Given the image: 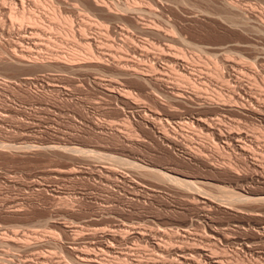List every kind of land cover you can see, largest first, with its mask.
Masks as SVG:
<instances>
[{"label":"rangeland","instance_id":"374dc122","mask_svg":"<svg viewBox=\"0 0 264 264\" xmlns=\"http://www.w3.org/2000/svg\"><path fill=\"white\" fill-rule=\"evenodd\" d=\"M96 1L0 0V264H264V0Z\"/></svg>","mask_w":264,"mask_h":264},{"label":"bare ground","instance_id":"6f19581e","mask_svg":"<svg viewBox=\"0 0 264 264\" xmlns=\"http://www.w3.org/2000/svg\"><path fill=\"white\" fill-rule=\"evenodd\" d=\"M80 1V0H79ZM99 1H102V0H99ZM104 1V0H103ZM111 1V0H110ZM114 1V0H113ZM128 1V0H127ZM126 1V2H127ZM130 1V0H129ZM128 1V2H129ZM137 1H139V0H136V2ZM98 3V1H96L95 0V3ZM105 2V1H104ZM104 2H102L101 4L102 5H104L103 3ZM112 2V1H111ZM143 2V1H142ZM91 3V2H90ZM97 3H96V5H97ZM106 4V6H107V3H108V1L107 2H105ZM118 3V2H117ZM135 3V2H134ZM139 3V2H138ZM24 4V3H23ZM111 4H113V2L111 3ZM136 4L137 3H135V6H136ZM113 5H116V2L113 4ZM99 6H100V4H99ZM117 6L119 7V3L117 4ZM120 6H121V4H120ZM134 5H133V3H127V4H125L124 3V5H122L121 7H122V9L120 10L119 8V10L120 11H124L126 14L128 13V12H130V14L131 13H134L133 11H135L136 9L134 8L135 7ZM24 7V6H23ZM84 7H86V6H84ZM101 7V6H100ZM102 7H104V6H102ZM109 7V6H108ZM113 7H115V6H113ZM143 7V6H142ZM25 8V7H24ZM23 8V9H24ZM105 8H107V7H105ZM234 8V7H233ZM86 9H88V8H86ZM99 10H100V8H98ZM102 9V8H101ZM111 9V8H110ZM115 9H117L116 7H115ZM114 9V10H115ZM117 9V10H118ZM113 10V9H112ZM111 10V11H112ZM114 10H113V12H114ZM133 10V11H132ZM141 10V9H140ZM234 10H237V9H235L234 8ZM86 11V10H85ZM88 11V10H87ZM106 11V10H105ZM111 11L108 9V14L110 13V15H111ZM119 11V12H120ZM138 11V10H137ZM145 11V10H144ZM24 12H25V10H24ZM102 12V11H101ZM117 13H118V11H116ZM122 12H120V14L122 13ZM123 12V13H124ZM139 12V11H138ZM11 13H12V11H11ZM23 13V12H22ZM22 13H21V16H22ZM104 13V12H103ZM115 13V12H114ZM113 13V14H114ZM116 13V14H117ZM145 13V12H144ZM16 14V13H15ZM98 14V13H97ZM119 14V13H118ZM119 14V15H120ZM136 14V13H135ZM137 14H139V13H137ZM12 15V14H11ZM20 15V14H19ZM24 15V14H23ZM33 15V14H32ZM32 15H30V16H32ZM54 15V14H53ZM82 15V14H81ZM105 15H107V14H105ZM123 15V14H122ZM128 15V14H127ZM141 15H142V13H141ZM140 15V16H141ZM146 16H147V13L145 14ZM18 16V15H17ZM29 15H28V18L30 17ZM34 16V15H33ZM124 16H126V15H124ZM12 17V16H11ZM18 17H20V16H18ZM18 17H17V19H15L14 17V19L15 20H25L26 19V21H27V18H25V19H18ZM90 17V16H89ZM110 17H112V16H110ZM123 16H121V19H123L122 18ZM128 17H129V15H128ZM12 18V19H13ZM23 18V17H22ZM31 18L32 17H30V19L28 20V22L29 21H31ZM56 18H57V16H56ZM119 18V17H118ZM36 19V18H35ZM113 21H114V19H112ZM125 20V19H124ZM124 20H122V21H124ZM142 20V19H141ZM33 21V22H32ZM31 22L32 23H34L35 22V20H34V18H33V20H32ZM37 21H38V19H37ZM110 21V20H109ZM122 21H121V23H122ZM125 21H128V20H125ZM145 21V20H144ZM30 22V23H31ZM107 22V21H106ZM119 22H120V19H119ZM118 22V23H119ZM243 22V21H242ZM32 23H31V25H32ZM39 23V22H38ZM38 23H34V24H37L38 25ZM105 23V22H104ZM109 23H112L111 21L109 22ZM244 23V22H243ZM113 24V23H112ZM127 24H129V22L127 23L126 22V24H122V25H125V28L124 27H121L122 28V30H126L127 32H129L130 33V31L132 32L133 30H131L132 28H134L135 29V27H134V25L133 26H131V24L130 25H127ZM86 25V24H85ZM103 25V24H102ZM105 25V24H104ZM103 25V26H104ZM121 25V26H122ZM144 25V24H143ZM36 26V25H35ZM107 26V23H106V25L104 26V27H106ZM110 26V25H109ZM139 26H141V25H138V28H139ZM150 26V25H149ZM33 27V26H32ZM147 27V26H146ZM146 27H143L142 29H144V28H146ZM152 26H150V28H151ZM30 28V27H29ZM37 28V27H36ZM39 28V27H38ZM107 28H109V27H107ZM116 28V27H115ZM118 28V27H117ZM131 28V29H130ZM137 28V27H136ZM137 28V29H138ZM149 28V29H150ZM154 29H155V27H153ZM33 29V28H32ZM84 29V28H83ZM136 29V30H137ZM141 29V28H140ZM157 29V28H156ZM155 29V30H156ZM130 30V31H129ZM135 30V31H136ZM139 30V29H138ZM139 31H141V32H144V30L142 31V30H139ZM149 30H147L146 31V33L148 32ZM152 31H153V29H152ZM106 32H108V31H106ZM137 32V31H136ZM37 33V32H36ZM124 33L127 35V33L124 31ZM149 33H150V31H149ZM108 34V33H107ZM156 34V33H155ZM157 34H160V33H157ZM156 34V35H157ZM121 35V34H120ZM163 35V34H162ZM166 35V34H165ZM169 35V34H168ZM177 35V34H176ZM107 36V35H106ZM128 36V35H127ZM144 36V35H143ZM124 37H125V35H124ZM149 37V36H148ZM106 38V37H105ZM24 39V38H23ZM129 39L130 38H127L126 37V40L129 42V44H131L130 42H132V41H134V40H132V39H130V41H129ZM145 39V38H144ZM106 40V39H105ZM122 40V39H121ZM132 40V41H131ZM122 41H124V40H122ZM148 41V40H147ZM126 42V41H125ZM128 42H126V43H128ZM123 43V42H122ZM140 43V42H139ZM22 44V43H21ZM115 44V43H114ZM36 45V44H35ZM87 45V44H86ZM92 45V44H91ZM128 47L130 46L132 49H130V50H133V52H136V45H134V42L132 43V45H128V44H126ZM249 46V45H248ZM129 47V48H130ZM89 51H90V59L91 58H93L94 60L96 59L97 60V58L99 59V58H101L102 56H101V54L99 55V56H101V57H97V53L95 54L92 50H90V48H89ZM142 51V50H141ZM145 50H143V52H144ZM126 54V53H125ZM128 55V54H127ZM129 56V55H128ZM150 56V55H149ZM157 56V55H156ZM167 56V55H166ZM169 56V55H168ZM147 57H148V55H147ZM146 57V58H147ZM177 56H170L169 57V62L170 63H175V64H178V58H176ZM25 58V57H24ZM121 58V57H120ZM154 58V57H153ZM162 58V57H161ZM89 59V58H88ZM122 59V58H121ZM180 59V58H179ZM81 60V59H80ZM160 61H161V59H160ZM159 61V62H160ZM163 61V60H162ZM80 62V61H79ZM125 62V61H124ZM129 62V61H128ZM127 63V62H126ZM137 63V62H136ZM135 63V64H136ZM225 63V62H224ZM119 64V63H118ZM157 64V63H156ZM168 64V63H167ZM120 65H122V64H120ZM134 65V64H133ZM179 65V64H178ZM126 66V65H125ZM130 67H132V66H130ZM226 67V66H225ZM233 67H234V65H233ZM120 68H122V67H120ZM151 68V67H150ZM170 68V67H169ZM186 68V67H185ZM242 68V67H241ZM172 69V68H171ZM180 69V68H179ZM191 69V68H190ZM246 69V68H245ZM152 70V69H151ZM184 70V69H183ZM219 70V69H218ZM217 70V72H219ZM234 70V69H233ZM126 71V70H125ZM124 70L122 71V75H124V76H128V77H131V78H136V79H138V80H140L139 82H141V80L142 81H144V82H147V81H149V80H152V79H154L155 77H153L152 75V77L151 76H149L146 72H145V70H143V68H140L139 67V65H134L131 69H129L128 70V72H125ZM153 71V70H152ZM149 72H151V71H149ZM178 72V71H177ZM250 73V72H249ZM185 74V73H184ZM220 74V73H219ZM157 75V74H156ZM216 75H218V73H216ZM224 75V74H223ZM234 75V74H233ZM162 76V75H161ZM193 76V75H192ZM219 76V75H218ZM221 76V75H220ZM159 77V76H158ZM184 77V76H183ZM222 78H224V77H222ZM124 79V78H123ZM162 80V79H161ZM234 80H236V79H234ZM239 80V79H238ZM237 81V80H236ZM236 83V82H235ZM240 83V82H239ZM242 83V82H241ZM238 84V83H237ZM225 85V84H224ZM235 87H237V86H235ZM257 87V86H256ZM233 88V87H232ZM241 89V88H240ZM244 89H245V87H244ZM130 89H128V91H129ZM235 90V89H234ZM223 91V90H222ZM231 91V90H230ZM248 92V91H247ZM246 92V93H247ZM128 93H130V91L128 92ZM239 93V92H238ZM254 95V94H253ZM258 95V94H257ZM228 96V95H227ZM250 96V95H249ZM263 98V97H262ZM210 99H212V98H210ZM230 99L232 100V98L230 97ZM259 99V98H258ZM209 100V99H208ZM234 101V100H233ZM259 101V100H258ZM241 102V101H240ZM248 102V101H247ZM231 103V102H230ZM244 103V102H243ZM262 103V102H261ZM165 105V104H164ZM212 105V104H211ZM227 105V104H226ZM234 105H236V104H234ZM253 106V105H252ZM242 107V106H241ZM240 107V108H241ZM250 109V108H249ZM227 110H230V109H227ZM234 110V109H233ZM236 110V109H235ZM244 110V109H243ZM247 110V109H246ZM237 111V110H236ZM264 112V111H263ZM256 113V112H255ZM149 118V117H148ZM192 118V117H191ZM145 119V118H144ZM212 119V118H211ZM147 120V119H146ZM150 120V119H149ZM190 120V119H189ZM198 120H199V118H198ZM201 120H204V119H201ZM144 121V120H143ZM206 121V120H205ZM215 121V120H214ZM240 121V120H239ZM184 122V121H183ZM209 122V121H208ZM218 122V121H217ZM262 122V121H261ZM147 123V122H146ZM199 123V122H198ZM212 124V123H211ZM242 124V123H241ZM186 125V124H185ZM188 125V124H187ZM223 124H221V126H222ZM239 125V124H238ZM216 126V125H215ZM218 126V125H217ZM212 127V126H211ZM225 127V126H224ZM189 128V127H188ZM191 128V127H190ZM206 129V128H205ZM228 129V128H227ZM226 129V130H227ZM232 129V128H231ZM233 131V130H232ZM194 132V131H193ZM240 132V131H239ZM243 132V131H242ZM164 134V133H163ZM241 135V134H240ZM170 136V135H169ZM239 136V135H238ZM242 136V135H241ZM237 137V136H236ZM162 138V137H161ZM234 138V137H233ZM251 138V137H250ZM243 139V138H242ZM245 139V138H244ZM227 142V141H226ZM253 142V141H252ZM221 143V142H220ZM246 144V143H245ZM254 144V143H253ZM252 144V145H253ZM233 145V144H232ZM241 147V146H240ZM60 148H61V146H60ZM48 149V148H47ZM80 150V152L83 154V153H87L88 154V150L87 149H85V150H87V151H84V149H79ZM70 151V150H69ZM238 151V150H237ZM72 152V151H71ZM80 152H79V154H80ZM68 153V152H67ZM254 153V152H253ZM117 160V159H116ZM127 160V159H126ZM118 161V160H117ZM123 161H124V159H123ZM119 162H121V161H119ZM128 163V162H127ZM128 165H130L131 167H134L135 169H138V170H141V171H143V173L144 174H148V176H150V178L152 177V179H155V180H158V181H163V183H165V181H167V183L168 182H170V183H173V184H175L176 186H179V188L181 187V188H185V189H193V190H197V192L198 191H200V192H202V193H205V194H207V192H206V190L201 186L200 187V185H201V182H198V181H191V180H189V179H183V178H179L178 176L176 177V176H173V175H171V174H169V173H166V172H164L162 169H157V168H153V167H149V166H144V165H141V164H139V163H136V162H129V164ZM229 165V164H228ZM264 175V174H263ZM263 184H264V182H262ZM171 185V184H170ZM207 186V185H206ZM231 186V185H230ZM204 189V190H202V189ZM239 188V187H238ZM222 188H220V190H219V195H218V198H219V196L220 197H225V198H227V200H228V203L230 202V205L232 204H234V203H249V204H251V203H264V195H259V194H257V195H251L250 193L249 194H242V193H238V192H236V191H233V190H231V191H226V190H221ZM249 189V188H248ZM197 192H196V194H197ZM193 193V192H192ZM199 193V192H198ZM195 194V193H194ZM204 194V195H205ZM199 195V194H198ZM207 195H209V194H207ZM217 195V194H216ZM215 195V197H217ZM204 197V196H203ZM209 199V198H208ZM215 200V199H214ZM226 200V201H227ZM213 201V200H212ZM216 201V200H215ZM207 202V201H206ZM205 202V203H206ZM209 203V202H208ZM207 203V204H208ZM242 203V204H243ZM238 204H236V205H238ZM241 204V205H242ZM235 205V204H234ZM233 205V206H234ZM240 205V206H241ZM244 206H246L245 204H243ZM251 205H253V204H251ZM233 206H231L232 208H233ZM249 206V205H248ZM214 207V206H213ZM241 210V209H240ZM255 211V210H254ZM139 235H141V234H139ZM215 235V234H214ZM104 236H106V235H104ZM114 236V235H113ZM211 236V235H210ZM215 236H217V235H215ZM214 236V237H215ZM118 237V236H117ZM143 237V236H142ZM213 237V238H214ZM114 238H116V237H114ZM124 239V238H123ZM210 239V238H209ZM125 241V240H124ZM113 242V241H112ZM198 243V242H197ZM109 244V243H108ZM129 244V243H128ZM161 246V245H160ZM110 247V246H109ZM112 247V246H111ZM202 247V246H201ZM199 248V247H198ZM211 248V247H210ZM165 249V248H164ZM182 249V248H181ZM192 250V249H191ZM111 251V250H110ZM205 253V252H204ZM184 255V254H183ZM202 255H204V254H202ZM166 256V255H165ZM190 256H192V255H190ZM86 257V256H85ZM183 257V256H182ZM93 258V257H92ZM185 258V257H184ZM198 258V257H197ZM82 260V259H81ZM192 260V259H191ZM214 260V259H213ZM201 262H202V259L200 260ZM218 261V260H217ZM82 262H83V260H82ZM141 262V261H140ZM216 262V261H215ZM128 263V262H127ZM132 263V262H131ZM142 263V262H141ZM154 263V262H153ZM182 263V262H181ZM199 263V262H198ZM206 263V262H205ZM218 263H220L219 261H218ZM156 264V263H155ZM202 264H203V262H202ZM207 264V263H206Z\"/></svg>","mask_w":264,"mask_h":264}]
</instances>
